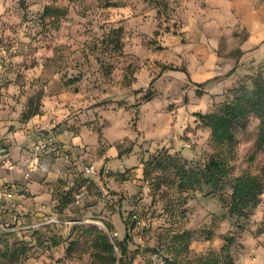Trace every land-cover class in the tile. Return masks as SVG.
Returning a JSON list of instances; mask_svg holds the SVG:
<instances>
[{
	"label": "rangeland",
	"instance_id": "374dc122",
	"mask_svg": "<svg viewBox=\"0 0 264 264\" xmlns=\"http://www.w3.org/2000/svg\"><path fill=\"white\" fill-rule=\"evenodd\" d=\"M239 1L0 0V264H114L94 229L115 246V264H198L231 237L236 264H264V195L249 220L231 218L220 196L229 198L242 175L264 180L257 119L237 130L221 194L181 193L173 170L155 167L168 153L204 169L224 151L196 115L218 111L264 76L240 15L248 9H233ZM38 117L46 119L30 125ZM48 132L67 153L34 155L32 144ZM65 133L81 144L60 142ZM15 137L33 160L52 157L78 171L41 182L51 196L35 201L27 185L36 172L13 171ZM13 251L18 259L5 257Z\"/></svg>",
	"mask_w": 264,
	"mask_h": 264
},
{
	"label": "trees",
	"instance_id": "16d2710c",
	"mask_svg": "<svg viewBox=\"0 0 264 264\" xmlns=\"http://www.w3.org/2000/svg\"><path fill=\"white\" fill-rule=\"evenodd\" d=\"M50 8H46L45 16ZM117 34L116 45L123 48L121 35L122 29L114 30ZM176 70L174 68H169ZM204 84H197L202 87ZM32 116H36L33 113ZM203 125L211 131V141L214 146L224 152L211 157L204 169L187 168L177 157L165 153L155 162V167L172 169L177 179L179 192L202 190L204 187L212 189L215 193H223L227 187V179L231 173L230 162L236 157L237 130H245L251 118L258 120L257 148H264V76L259 74L249 85H241L233 91V98L225 102L218 111L208 114L196 115ZM154 164V163H153ZM264 195V180L260 176L245 174L237 177L232 182V194L229 198L221 196L222 202L227 206L231 218L249 220L254 211L261 205ZM100 237V245L112 263L116 262L115 246L108 236L96 229ZM220 253H209L198 260V264H236L231 254V248L236 243L233 237L224 239ZM122 259L128 254L126 246L120 248ZM24 253V252H23ZM19 251L7 253L5 257L18 259ZM121 264L124 262L121 260Z\"/></svg>",
	"mask_w": 264,
	"mask_h": 264
},
{
	"label": "crops",
	"instance_id": "0c3cea01",
	"mask_svg": "<svg viewBox=\"0 0 264 264\" xmlns=\"http://www.w3.org/2000/svg\"><path fill=\"white\" fill-rule=\"evenodd\" d=\"M233 9H248V12L244 13L240 12V15L244 18V23L249 26V30L251 33V37L254 40H257V44L254 47L257 48L255 52L256 63L255 65L264 63V2L262 4H258L257 0H242L238 3H235ZM249 15H248V14ZM253 16L258 17L253 18ZM46 117H38L30 122V125H35L37 123H42ZM17 137L12 139L13 144L15 145L10 149V156L13 155L14 152H18V164L15 166V170L13 171H24L28 173V171H33L36 173H32L31 175L36 178L35 182L27 185L32 195L35 197V201L44 202L50 198V194L48 193V186H42L41 182L50 183L59 178H64L62 175L65 172H74L78 171L79 168H75L72 166L71 168L66 167L60 159H54L52 157H42L33 160L32 155L29 152L22 148L23 145H20L17 141ZM60 142L69 144V145H80L81 140L79 137L69 136L68 133L61 134L58 136ZM19 140V139H18ZM1 143V141H0ZM25 146V145H24ZM31 156V157H30ZM105 162H103L104 164ZM76 165H80V163H76ZM84 170V169H83Z\"/></svg>",
	"mask_w": 264,
	"mask_h": 264
},
{
	"label": "built area",
	"instance_id": "2783aa9c",
	"mask_svg": "<svg viewBox=\"0 0 264 264\" xmlns=\"http://www.w3.org/2000/svg\"><path fill=\"white\" fill-rule=\"evenodd\" d=\"M40 139L38 142L33 143L31 146L32 152L34 153V155L41 156V155H45V154H49L50 152H57V154H59L61 152V149L64 150V152L67 153V151H65V149L58 147L56 145V140L54 138V135L52 132H48V133H43L40 135ZM66 160H69V156L66 157ZM6 168L8 170H13V164L11 161H8L6 163ZM85 173L87 175H93V174H97L96 170L94 167H86L85 168ZM4 195L7 199H13L15 197V192L11 191L10 193L8 192H4Z\"/></svg>",
	"mask_w": 264,
	"mask_h": 264
},
{
	"label": "bare ground",
	"instance_id": "6f19581e",
	"mask_svg": "<svg viewBox=\"0 0 264 264\" xmlns=\"http://www.w3.org/2000/svg\"><path fill=\"white\" fill-rule=\"evenodd\" d=\"M99 225H100V227H102V228H103V224H101V223H100Z\"/></svg>",
	"mask_w": 264,
	"mask_h": 264
}]
</instances>
